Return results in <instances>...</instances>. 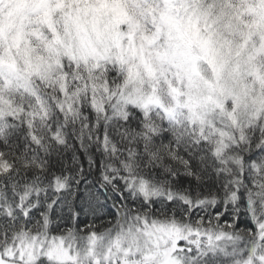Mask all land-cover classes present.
Segmentation results:
<instances>
[{
    "label": "snow or ice",
    "instance_id": "1",
    "mask_svg": "<svg viewBox=\"0 0 264 264\" xmlns=\"http://www.w3.org/2000/svg\"><path fill=\"white\" fill-rule=\"evenodd\" d=\"M0 264H264V0H0Z\"/></svg>",
    "mask_w": 264,
    "mask_h": 264
}]
</instances>
